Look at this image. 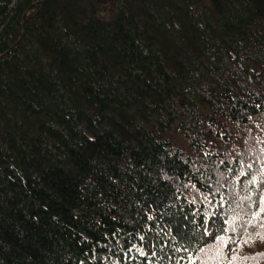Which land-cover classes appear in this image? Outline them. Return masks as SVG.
I'll use <instances>...</instances> for the list:
<instances>
[{
    "label": "trees",
    "instance_id": "trees-1",
    "mask_svg": "<svg viewBox=\"0 0 264 264\" xmlns=\"http://www.w3.org/2000/svg\"><path fill=\"white\" fill-rule=\"evenodd\" d=\"M123 237L264 264V0H0V264Z\"/></svg>",
    "mask_w": 264,
    "mask_h": 264
},
{
    "label": "rangeland",
    "instance_id": "rangeland-1",
    "mask_svg": "<svg viewBox=\"0 0 264 264\" xmlns=\"http://www.w3.org/2000/svg\"><path fill=\"white\" fill-rule=\"evenodd\" d=\"M226 204V203H225ZM219 217V209L204 214L206 221V233L213 236L215 229L213 222ZM104 251L97 253L94 259V264H121V259L136 260L137 258H144L146 253L140 248L136 247L130 237H123L117 239L113 244L103 248ZM180 264H197L182 261Z\"/></svg>",
    "mask_w": 264,
    "mask_h": 264
}]
</instances>
